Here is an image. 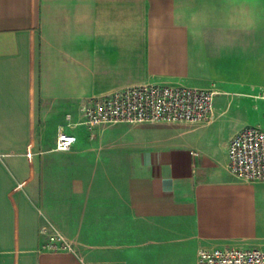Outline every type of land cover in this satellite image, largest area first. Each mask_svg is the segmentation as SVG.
Instances as JSON below:
<instances>
[{
	"label": "crops",
	"instance_id": "0c3cea01",
	"mask_svg": "<svg viewBox=\"0 0 264 264\" xmlns=\"http://www.w3.org/2000/svg\"><path fill=\"white\" fill-rule=\"evenodd\" d=\"M148 83L214 91L211 118L83 123L92 99ZM250 125L264 128V0H0V264L264 247V182L227 167ZM60 130L77 136L65 151ZM46 223L74 251L43 250Z\"/></svg>",
	"mask_w": 264,
	"mask_h": 264
},
{
	"label": "built area",
	"instance_id": "2783aa9c",
	"mask_svg": "<svg viewBox=\"0 0 264 264\" xmlns=\"http://www.w3.org/2000/svg\"><path fill=\"white\" fill-rule=\"evenodd\" d=\"M213 97L210 89L148 83L94 98L81 108V113L88 127L116 122L199 124L211 118ZM76 141L74 133L60 130L54 148L65 151ZM227 167L241 180L264 182V128L245 126L232 135L227 146ZM39 233L43 250L74 251L73 244L50 223L41 226ZM196 264H264V247L201 248Z\"/></svg>",
	"mask_w": 264,
	"mask_h": 264
},
{
	"label": "rangeland",
	"instance_id": "374dc122",
	"mask_svg": "<svg viewBox=\"0 0 264 264\" xmlns=\"http://www.w3.org/2000/svg\"><path fill=\"white\" fill-rule=\"evenodd\" d=\"M166 124H168V125H174V126H181V123H178V124L177 123L176 124L175 123H173V124L172 123H166Z\"/></svg>",
	"mask_w": 264,
	"mask_h": 264
}]
</instances>
